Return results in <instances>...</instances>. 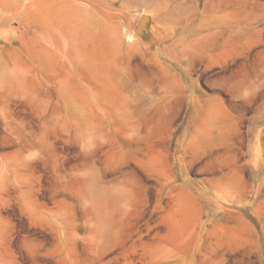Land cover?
<instances>
[{
  "label": "rangeland",
  "instance_id": "374dc122",
  "mask_svg": "<svg viewBox=\"0 0 264 264\" xmlns=\"http://www.w3.org/2000/svg\"><path fill=\"white\" fill-rule=\"evenodd\" d=\"M74 1L0 0V264H264V0Z\"/></svg>",
  "mask_w": 264,
  "mask_h": 264
},
{
  "label": "bare ground",
  "instance_id": "6f19581e",
  "mask_svg": "<svg viewBox=\"0 0 264 264\" xmlns=\"http://www.w3.org/2000/svg\"><path fill=\"white\" fill-rule=\"evenodd\" d=\"M72 1V0H71ZM74 1V0H73ZM67 2H69L70 3V1H67ZM74 4H75V6H74V8L73 9H75V7L77 8V12H76V14H78V15H81V14H79L78 13V8L79 9H81V10H83V11H87L88 12V10H89V8L91 7L90 5H93L94 3L91 1V0H76V3H75V1L73 2ZM102 3V2H101ZM66 4H68V3H66ZM88 6H90V7H88ZM73 7V6H72ZM73 9H72V11H73ZM142 9V8H141ZM144 9V8H143ZM142 9V10H143ZM146 9V8H145ZM76 11V10H75ZM80 11V10H79ZM82 11V12H83ZM146 11H147V9H146ZM74 12V11H73ZM143 12V11H142ZM151 12V11H150ZM153 15V14H152ZM154 16V15H153ZM155 17V16H154ZM148 19L147 20H151L152 19V16H148L147 17ZM134 23H135V21H134Z\"/></svg>",
  "mask_w": 264,
  "mask_h": 264
}]
</instances>
